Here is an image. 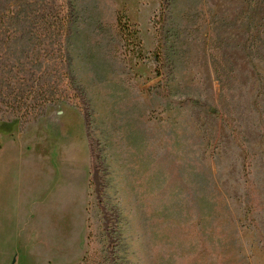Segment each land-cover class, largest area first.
I'll use <instances>...</instances> for the list:
<instances>
[{"label": "rangeland", "instance_id": "rangeland-1", "mask_svg": "<svg viewBox=\"0 0 264 264\" xmlns=\"http://www.w3.org/2000/svg\"><path fill=\"white\" fill-rule=\"evenodd\" d=\"M162 2L0 0V99L55 90L0 105V147L68 194L0 264H264V0H172L158 74Z\"/></svg>", "mask_w": 264, "mask_h": 264}, {"label": "crops", "instance_id": "crops-1", "mask_svg": "<svg viewBox=\"0 0 264 264\" xmlns=\"http://www.w3.org/2000/svg\"><path fill=\"white\" fill-rule=\"evenodd\" d=\"M11 142L14 141L4 142L0 147L2 151L0 154V230H2L0 234L3 240L8 242L12 238L16 240L18 236L16 230L19 229L27 231V241L40 236L32 233L35 231L47 229L65 232L68 194L65 191L55 194L51 192L52 183L56 181L57 175H54L55 171L46 165L49 161L46 163L44 159H35L32 154L24 158L22 147L19 150L16 144ZM46 176L47 184L44 181ZM51 179L54 181L50 182ZM23 190H26V202L20 203L19 198ZM9 232H15V234ZM60 238L59 236V241H61ZM64 241L65 234H63ZM27 244L29 245V242ZM58 245L61 243L58 242Z\"/></svg>", "mask_w": 264, "mask_h": 264}, {"label": "trees", "instance_id": "trees-1", "mask_svg": "<svg viewBox=\"0 0 264 264\" xmlns=\"http://www.w3.org/2000/svg\"><path fill=\"white\" fill-rule=\"evenodd\" d=\"M162 1H163L162 6H163L164 0H162ZM166 3H167V5L164 4L165 9L162 10L165 13L162 14V17H159L158 21L156 20V22H158V25H161L158 27V50H156L154 52V58H155L156 62H158V65H160L157 68L158 74L159 73L162 74L161 71L159 72L160 69L165 68L168 65L170 66L172 64L171 54L167 50V43L169 40L167 32L169 31V28H167V26H166V24L168 23L167 22L168 18H170L172 15V11L170 9V7L172 5V0L171 1L168 0ZM119 23L120 22L118 21V24ZM166 28H167V30H166ZM120 30H123V27L121 29V26H120ZM217 59L218 58H214V64L216 63ZM68 71H70V70H68ZM37 89L38 90L36 91V93L32 92V90L15 92L13 97H12V100H10V101L0 99V105L1 104H4V105L13 104L16 108L18 107L17 110L21 111V112H23V114H25V116H24V124H25V123L29 122L31 120V118L37 117V112L34 110L35 107H32V103H35V101L39 97V99L41 100V101H39V102H41V104L39 106L40 107L39 110H40V109H42V106L44 105V103L48 102V100H50V96L52 95V92H55V90L52 88V85L48 86L47 91H44L41 86H40V88H37ZM7 93L9 95H11L9 92H7ZM164 95H165V93H164ZM2 97H3V95L0 92V98H2ZM23 98H25V100H29V102H28V104L21 106V104H19V103H21V99H23ZM75 105H77V102ZM85 123L88 126V121H87L86 115H85ZM89 133L90 132H88V135H89Z\"/></svg>", "mask_w": 264, "mask_h": 264}]
</instances>
